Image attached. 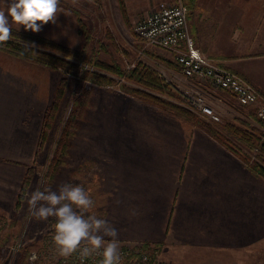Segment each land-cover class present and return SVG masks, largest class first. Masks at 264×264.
<instances>
[{
	"label": "crops",
	"instance_id": "1",
	"mask_svg": "<svg viewBox=\"0 0 264 264\" xmlns=\"http://www.w3.org/2000/svg\"><path fill=\"white\" fill-rule=\"evenodd\" d=\"M160 1L174 2L125 0L134 18ZM61 22L65 34L79 35L73 20ZM189 25L203 53L242 74L264 93V0H196ZM50 32L44 25L38 34L53 35ZM178 68V77L193 84ZM51 71L0 49L2 146L10 140L23 144L22 134L37 133L43 110L52 99L51 85L44 84ZM203 87L211 91V101L218 110L242 105L227 90L207 83ZM132 102L139 108L128 115L124 141H110L124 152L114 154L98 190L102 199L98 210L118 232V249L149 242L160 244L162 259L178 264L220 260L214 255L223 253V246L227 253L230 245L238 247L237 231L245 228V198L251 211L255 194L259 197L260 176L207 133L161 110ZM35 115L41 117L37 126L26 127Z\"/></svg>",
	"mask_w": 264,
	"mask_h": 264
},
{
	"label": "rangeland",
	"instance_id": "2",
	"mask_svg": "<svg viewBox=\"0 0 264 264\" xmlns=\"http://www.w3.org/2000/svg\"><path fill=\"white\" fill-rule=\"evenodd\" d=\"M67 1L82 12L84 19L91 27L92 40L86 43L83 36L79 33L78 36L65 34L62 28V19H67L71 23L73 20L77 26V17L72 12L61 7L57 23L55 25L51 23L45 25L51 31L50 33L53 34L46 37L58 42L64 41V44L77 49L85 48L87 52L96 54L103 61H116L119 65L126 68L133 66L137 59H141L173 82L181 93L192 88L190 80L185 81L183 78L178 77L181 75L178 71L179 66L175 62L174 54L171 50L170 52L166 48L146 47L134 31L135 22L153 8L149 11L138 13L135 18L128 11L129 22H126L118 5L119 0ZM19 29L24 30L22 28ZM51 72V78L49 77L44 84H47V86L51 85L53 97L55 88L61 78V72L56 70ZM99 72L107 74V76L118 82L116 84H92L85 80L71 77L65 85L61 103L55 113L47 139L40 148L38 147V150V139L42 126V123L40 127L39 124L37 126L41 118L39 115L32 116L30 126L27 124L26 127L30 128L37 126V133L22 134L25 137V143L14 144L10 140L9 143L3 144V146L0 144V264H58L59 260L66 255L59 252L54 242L56 218L49 217L46 221L37 220L29 214L28 201L32 192L37 188H40V190L50 188L56 191L63 183L79 185L84 188L93 200V207L84 213L85 217L95 216L98 219H102L103 214L101 215L98 210L102 203L98 193L100 182L103 177H107L109 168L114 162V154L121 156L124 152L123 148H116V144H110V141H124L125 134L123 129L128 121V115L131 114L135 107L139 108L132 100L143 104L145 108L161 110L157 105L148 104L126 93L119 84L122 80L113 73L106 70H100ZM191 81L197 83L196 80ZM122 82H126L128 86L143 88L132 80H124ZM87 87L91 89L89 92L91 93L89 107L83 116L82 114L79 115L81 119L77 123V128L70 131L68 138L69 147L65 161L57 171H54L51 169V163L52 158L59 149L57 144H59L66 122L74 108L76 98L83 94ZM154 93L179 102L191 110L184 104L181 97L176 99L157 91ZM251 108L236 104L231 110L224 111L219 107L221 120L217 122L234 121L236 118H241L258 127L259 125L250 117ZM191 111L194 112L193 110ZM234 111L235 113H232ZM164 114L173 116L166 112ZM244 115H246V118L243 117ZM175 118L180 119L178 117ZM186 124L189 125L188 123ZM35 138L36 144L34 142ZM63 141L65 142V139ZM119 145L123 146V144ZM243 148L244 152L248 153V149L246 147ZM9 160L18 161L20 164L10 163ZM27 165H32L35 172L21 207L19 210H15L16 194ZM2 178L4 181H2ZM260 180L259 197L257 198L255 194L254 204L251 201V211L248 209L249 199L245 198V228L237 231L238 247L230 245L229 253H227L223 246L221 248L223 253L214 255L219 257V259L221 258L220 260L217 259L218 261L192 260L180 261L179 263L264 264V178L260 177ZM142 243L145 242H139L138 244ZM207 257H210V254ZM164 261L178 264L174 261Z\"/></svg>",
	"mask_w": 264,
	"mask_h": 264
},
{
	"label": "trees",
	"instance_id": "3",
	"mask_svg": "<svg viewBox=\"0 0 264 264\" xmlns=\"http://www.w3.org/2000/svg\"><path fill=\"white\" fill-rule=\"evenodd\" d=\"M183 2L188 8L189 17L191 11L195 8L196 0H183ZM119 6L124 19L126 22H129L128 7L125 0H119ZM59 7L72 12L77 17L78 33L83 36L86 43L91 41L93 38L91 27L84 19L82 12L67 0H60ZM0 49L24 60L61 72V78L55 88L52 100L44 111L37 150L47 139L55 113L61 103L65 85L70 78L82 79L92 84H116L118 81L116 82L113 78L107 76V74L99 72L100 70H106L119 77L122 81L132 80L143 87L128 86L126 82H119L126 93L148 104L157 105L162 112L178 117L190 126L199 128L212 136L224 148L242 159L250 171L264 178V118L257 115L255 108H251L250 117L259 125L258 127L241 118L224 122L206 120V117L192 112L179 102L155 94L154 92L157 91L176 99L182 98L181 91L173 82L169 81L157 69L146 64L141 59H137L131 67H122L116 61L106 62L99 59L96 54L87 52L85 48L77 49L38 33L21 29L17 30L15 27H12L11 39L0 44ZM90 91L91 89L87 87L85 92L75 100L74 108L66 122L59 144H57L59 149L52 158L51 169L54 171H57L65 161L69 147V133L71 130L77 128V123L81 119L79 115L82 114L83 116L84 112L88 109L89 98L91 96ZM63 139H65V142ZM243 147L248 149V153L244 152ZM34 172L35 169L32 165L26 166L14 204L15 210H19L21 207ZM152 245L159 250L160 244L142 243L143 248ZM138 249L139 247L133 246L131 255L135 256ZM129 263L130 260L127 259L125 264Z\"/></svg>",
	"mask_w": 264,
	"mask_h": 264
},
{
	"label": "built area",
	"instance_id": "4",
	"mask_svg": "<svg viewBox=\"0 0 264 264\" xmlns=\"http://www.w3.org/2000/svg\"><path fill=\"white\" fill-rule=\"evenodd\" d=\"M137 36L146 47H161L171 50L175 62L180 67L183 76L196 80L192 88L182 92L184 104L194 112L211 121H220L221 113L211 101V91L203 84L227 90L233 93L240 104L252 106L257 115L264 118V94L242 74L229 69L220 61L203 53L195 43L191 33L188 8L183 0L169 3L160 1L150 12L142 15L133 26ZM82 243L76 252L61 258L58 264H101L102 256L93 252L82 255ZM135 256L131 255L133 246H123L118 249L120 264H171L160 257V252L154 245L143 248L142 244Z\"/></svg>",
	"mask_w": 264,
	"mask_h": 264
},
{
	"label": "clouds",
	"instance_id": "5",
	"mask_svg": "<svg viewBox=\"0 0 264 264\" xmlns=\"http://www.w3.org/2000/svg\"><path fill=\"white\" fill-rule=\"evenodd\" d=\"M59 4L60 0H0V44L11 39L12 25L33 33L49 23L55 25L61 12ZM28 204L29 214L35 219L56 218L54 242L61 254L70 255L85 243L88 246L82 255L97 252L102 256L101 264H120L118 232L106 220L85 217L93 200L83 187L63 183L56 191L37 188ZM105 237L111 239L106 241Z\"/></svg>",
	"mask_w": 264,
	"mask_h": 264
}]
</instances>
